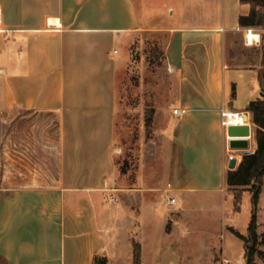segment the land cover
I'll list each match as a JSON object with an SVG mask.
<instances>
[{
	"label": "crops",
	"instance_id": "0c3cea01",
	"mask_svg": "<svg viewBox=\"0 0 264 264\" xmlns=\"http://www.w3.org/2000/svg\"><path fill=\"white\" fill-rule=\"evenodd\" d=\"M249 10L240 0H0V264H133V241L142 264H182L169 245L200 231L186 210L238 213L228 156L236 169L244 155L228 148L223 121L247 112L255 151L248 108L263 98L264 27L240 26ZM151 36L176 95L159 125L142 123L151 140L130 172L117 139L121 86ZM234 37L242 50L231 58Z\"/></svg>",
	"mask_w": 264,
	"mask_h": 264
},
{
	"label": "rangeland",
	"instance_id": "374dc122",
	"mask_svg": "<svg viewBox=\"0 0 264 264\" xmlns=\"http://www.w3.org/2000/svg\"><path fill=\"white\" fill-rule=\"evenodd\" d=\"M246 40L248 44L255 45L259 43L260 36L257 32L248 31ZM241 44L240 37L233 38L228 46L231 58L240 53ZM140 45L139 49L133 48L127 80L121 86V109L117 126V139L122 149L119 154L121 168L129 169L130 172H135L143 158L141 142L151 140L149 136L142 138V123L145 127L147 124L154 125L155 113L168 105L176 95V76L166 66L159 41L152 36L145 37ZM232 194L235 199L239 198L242 189H233ZM252 199L253 194L252 198L242 196L239 211L232 217L219 214L217 219L205 206L204 211L186 210L183 221L191 222L200 231L193 240L190 234L184 235L180 244H170L169 247L180 249V254H183L182 264H214V261L216 264H264V233H261L264 229H257L258 241L255 245L253 242L245 245L243 239L233 232L235 228L242 235H249ZM253 246L256 252L249 261L247 251ZM221 252L231 261H223ZM149 259L146 264H152V259Z\"/></svg>",
	"mask_w": 264,
	"mask_h": 264
},
{
	"label": "trees",
	"instance_id": "16d2710c",
	"mask_svg": "<svg viewBox=\"0 0 264 264\" xmlns=\"http://www.w3.org/2000/svg\"><path fill=\"white\" fill-rule=\"evenodd\" d=\"M240 1L250 5V10L239 17L240 26L244 28L264 27V0ZM258 78L261 83L263 98L252 101L248 108L252 113V121L255 125L257 147L254 152L244 155L240 165L236 169L229 170L226 177L227 185L232 189L249 186V190L253 194L249 235L244 236L240 232L233 230L239 238L243 239L245 245L249 242H253L255 245L258 241L257 205L264 177V67L259 71ZM241 198L242 196L235 199L236 209L240 207ZM255 249L253 246L247 251L249 261L252 260L256 252ZM95 264H106V259H95ZM133 264H142V246L137 241H133Z\"/></svg>",
	"mask_w": 264,
	"mask_h": 264
},
{
	"label": "water",
	"instance_id": "95a60500",
	"mask_svg": "<svg viewBox=\"0 0 264 264\" xmlns=\"http://www.w3.org/2000/svg\"><path fill=\"white\" fill-rule=\"evenodd\" d=\"M247 112L244 113V122L246 124H231L228 127V148L230 150L239 152L242 155H247L252 152L250 148L251 126L249 124ZM236 158L231 159L229 167L234 169L236 167Z\"/></svg>",
	"mask_w": 264,
	"mask_h": 264
},
{
	"label": "built area",
	"instance_id": "2783aa9c",
	"mask_svg": "<svg viewBox=\"0 0 264 264\" xmlns=\"http://www.w3.org/2000/svg\"><path fill=\"white\" fill-rule=\"evenodd\" d=\"M249 31H251V30H249ZM174 113H178V110L177 109H175L174 110ZM242 116H243V118H244V115L243 114H241ZM224 116H225V119H224V121H223V124H224V126L225 127H229L231 124H233V122H232V117H233V114H231V113H224ZM233 158H235V156L233 155V154H229V156H228V160L229 161H231V159H233ZM176 198H174V197H170L169 198V200H168V202H169V204H175L176 203Z\"/></svg>",
	"mask_w": 264,
	"mask_h": 264
},
{
	"label": "bare ground",
	"instance_id": "6f19581e",
	"mask_svg": "<svg viewBox=\"0 0 264 264\" xmlns=\"http://www.w3.org/2000/svg\"><path fill=\"white\" fill-rule=\"evenodd\" d=\"M234 120L238 121L239 123H244V120H243L242 116H239V115L238 116L233 115L232 121H234Z\"/></svg>",
	"mask_w": 264,
	"mask_h": 264
}]
</instances>
